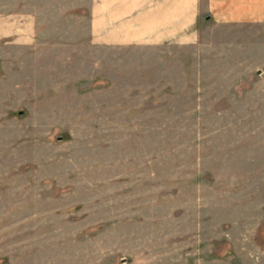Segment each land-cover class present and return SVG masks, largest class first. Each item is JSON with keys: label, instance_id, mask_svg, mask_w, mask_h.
<instances>
[{"label": "rangeland", "instance_id": "obj_1", "mask_svg": "<svg viewBox=\"0 0 264 264\" xmlns=\"http://www.w3.org/2000/svg\"><path fill=\"white\" fill-rule=\"evenodd\" d=\"M94 1L0 0V264H264V23L107 45Z\"/></svg>", "mask_w": 264, "mask_h": 264}, {"label": "crops", "instance_id": "obj_2", "mask_svg": "<svg viewBox=\"0 0 264 264\" xmlns=\"http://www.w3.org/2000/svg\"><path fill=\"white\" fill-rule=\"evenodd\" d=\"M91 13L92 35L107 45L192 44L209 20L264 23V0H98Z\"/></svg>", "mask_w": 264, "mask_h": 264}]
</instances>
